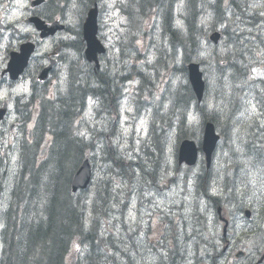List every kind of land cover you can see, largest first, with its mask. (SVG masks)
Listing matches in <instances>:
<instances>
[{"label":"rangeland","instance_id":"374dc122","mask_svg":"<svg viewBox=\"0 0 264 264\" xmlns=\"http://www.w3.org/2000/svg\"><path fill=\"white\" fill-rule=\"evenodd\" d=\"M5 1L0 5L2 21L23 35L31 34V29L23 22L28 17L26 0ZM195 2L205 6L201 51L198 59H193L200 63L205 81L204 97L197 109L195 98L188 99V78L187 72H183L182 52L172 51L168 40L162 36V14H141L136 2L131 5L130 1V14L126 16L120 9L125 0H104L101 5L97 36L107 52L100 60L102 67L97 75L100 83L90 84L91 88L98 87L100 98L95 101L87 97L84 113L72 125H67V131L83 138L86 144L83 154L90 160L93 176L81 200L87 201L88 206L97 201V209L105 213L102 223L107 231L108 253L119 264L130 263L122 255L115 256L116 249L133 255L140 264H257L264 253V223L260 221L254 231L248 232L245 229L250 219L242 215L245 208L240 209L245 205L264 206V190L246 191V183H240L237 172V160L245 163L237 143L247 141L246 149L252 156V152L258 151L252 141H264V132L257 138L255 135L260 130L245 129L244 138L239 140L240 118H236L244 110L246 118L253 122L255 106L250 98L260 95L263 99L264 96V0H224L219 8L214 6L215 0ZM185 5V0L172 2V19L181 31L184 29ZM81 9L79 4L65 17L64 24L73 31L82 24ZM224 17L232 19L229 26L223 22ZM214 31L222 35L216 45L208 39ZM70 37L58 35L41 43L35 57L50 51L60 39ZM76 39L77 35L72 41ZM174 40L177 47L179 42ZM82 49L78 46L77 53H63L68 60L78 62L81 82L84 77V62L79 58ZM157 51L161 53L160 58ZM65 80L66 67L59 66L46 85L50 95L64 99L57 105L60 110L71 85ZM178 98L183 104L179 105ZM174 102L176 105L169 110ZM76 103L77 111L81 103L79 98ZM96 103L102 109L118 105V116L114 113L106 121L95 120ZM180 115L189 137L182 138L185 134L180 132L184 129L178 127ZM206 120L213 121L220 136L210 167L206 168L204 155L200 152L195 166L178 165L180 143L190 139L200 147ZM261 125L264 126V121ZM32 127V141L28 143L21 140L17 128L5 134L13 136L15 146L11 139L4 141V145L10 143L12 146V159H15V150L19 153L20 143L32 150L37 148V154L46 149L44 143L50 136L39 135L42 123L34 118L28 124V129ZM92 127L104 133L95 134ZM5 128L7 130L8 125ZM90 142L95 144L89 146ZM8 149L9 146L4 148V153ZM109 154L114 155L116 162L120 159L123 167L113 164ZM41 159L42 165L51 164L49 152ZM229 162L237 166L231 172H225V164ZM4 163L10 164L11 159L7 156L1 162ZM261 166L260 182L264 183V160ZM242 172L239 169V173ZM203 189L211 197H206ZM97 194L100 199L95 198ZM217 206L223 208L231 223L230 235L226 238L223 224H218ZM256 220L259 221L257 217ZM3 248L0 239V255ZM163 250L169 257L166 262L162 259ZM238 251L244 253L241 258L236 257ZM252 252L257 258L252 257L249 261L245 258L248 257L246 253L253 255ZM84 256V249L75 244L65 261L85 264Z\"/></svg>","mask_w":264,"mask_h":264},{"label":"trees","instance_id":"16d2710c","mask_svg":"<svg viewBox=\"0 0 264 264\" xmlns=\"http://www.w3.org/2000/svg\"><path fill=\"white\" fill-rule=\"evenodd\" d=\"M130 1L131 5L136 2L141 14L149 15L151 12L162 14V36L168 40L172 51L182 52L184 63L198 59L201 51L200 40L204 36L202 33L204 5L198 4L195 0H185L184 29L181 31L172 19L173 0ZM223 1L217 0V3L221 4ZM227 24L229 26L230 22L228 21ZM177 35L180 39H175ZM173 40L179 42L177 47L174 46ZM157 53L160 58V51ZM82 72L84 77L81 86L77 89L74 87L68 93L71 97L66 105L67 113L73 111L78 98L81 99V107L78 111L80 115L85 108V98L88 95L100 96L98 87L91 88L90 84L94 82L90 79L85 64ZM183 72L185 73L184 68ZM186 89L188 99H191L189 87L186 86ZM63 100L54 98L42 102L41 106L38 102L36 106V111L41 107L37 116L38 122L42 123V131L39 135L41 137L50 135L52 139L49 148L51 162L49 166L37 161V148L33 151L26 146L21 147L19 157L14 162L11 157L14 151L5 154L0 146V220L4 223V252L0 256V264H68L65 257L75 244L84 249L85 264L111 262L119 264L115 261V257L108 253L107 234L102 226V212L97 210V203L87 206L88 202L81 200V195L74 196L69 192L70 179L80 159L83 158L86 144L83 138L70 135L67 131V125H72L76 117L57 118L56 110L60 109L57 105ZM177 101L179 105L183 104L181 98ZM178 127L184 129L180 130L184 134L189 132L184 125L182 115L178 118ZM94 144L88 143L89 146ZM31 154H33L32 160H30ZM7 156L11 159V163L1 164ZM108 156L113 164L123 167L120 159L116 162L113 154ZM202 193L208 196L206 189H203ZM95 198L100 199V194ZM88 214H90L89 218ZM116 250L115 256L122 255V258L128 259L130 264H140V260L138 261L133 255H128L121 249ZM168 258L167 251L163 250V262Z\"/></svg>","mask_w":264,"mask_h":264},{"label":"flooded vegetation","instance_id":"af4514ba","mask_svg":"<svg viewBox=\"0 0 264 264\" xmlns=\"http://www.w3.org/2000/svg\"><path fill=\"white\" fill-rule=\"evenodd\" d=\"M104 0H43V2L37 7H30L32 0H26L27 7L25 8L26 14L28 17L24 19V24L31 29V34L23 35L19 30L14 28L12 25H6L1 19L0 13V103L1 106L6 103L7 104V112L6 115L8 117L7 121H3L4 127L8 125L7 131H12L15 128L19 130L20 133H23L22 129L19 127V123L16 121L15 116L20 113L22 115H27L28 112L32 113L34 111V102H35V94H34V85L37 83L38 85L46 88L47 83L51 80L54 73L56 72L59 66L66 67V80L65 82H69L72 84L73 82L77 83L79 78L78 75V62L75 60H68L66 55H63L64 52H72L77 53V47L75 44L77 42H82V24L77 26L76 30H72L71 27L64 24L65 17L68 13L72 11V9L76 6L81 5V20L82 23L87 16L88 11L91 8H96L98 11V19L101 15V5ZM6 3L5 0H0V5ZM120 9L123 10L126 16L130 14V1L125 0L120 6ZM31 17H38L42 21H44L47 25H50L54 22L62 23L64 25V30L61 32H56L53 36H49L44 39L39 38V33L35 30V27L32 23H28L27 21ZM80 30H81V38H80ZM36 31V32H35ZM71 36L70 39H60L58 44L53 45L50 51L44 53V55L35 57L36 51L38 50L41 43L53 40L58 35ZM77 35V39H72ZM32 43L35 45L34 51L27 56L26 60H19L16 65L15 76H11L9 72H7L8 65L11 60V56L13 54H20L21 48L25 45ZM79 58L82 60V54H79ZM37 60V61H36ZM54 61V66L49 73L48 80L43 83H39L37 81L38 74L42 71L44 67H46L50 61ZM98 71H94L91 68V76L95 79V83H100L99 78L95 74ZM126 77V76H125ZM237 88H240L239 86ZM243 88V86L241 87ZM247 87H245L246 89ZM47 89V88H46ZM48 90V89H47ZM53 95L49 94V91L46 94V97H52ZM250 101L254 103L255 111H253L252 117L254 118L253 122L246 118L247 112L243 110L240 116H236L240 124L238 126L240 130L239 140L244 138L243 131L245 129H257L260 132L256 131L255 136L259 138L262 134V130H264V126L261 125L262 121H264V96L263 99L260 95H253L250 98ZM3 122L1 124H3ZM0 124V125H1ZM13 127H10V125ZM11 125V126H12ZM247 142V141H246ZM246 142L237 143L240 148V154L245 163L253 167L249 169L245 163H241L237 160L238 168L237 172L240 175V183H246V191H253L257 188H261L264 190V183L260 182V176L262 175L263 167L261 166V162L264 160V141L263 140H253V146L258 147L257 152H252L249 156V151L246 149ZM239 155V152H238ZM236 163L229 162L226 163V171L231 172ZM243 171L242 174L239 173ZM243 209L242 215L246 219H250V223L246 225V229L248 232L254 231L261 223H264V206H242L240 209ZM239 209V210H240ZM244 212H248V215L244 214ZM256 217L259 219L256 220ZM219 224V223H218ZM220 225V224H219ZM230 225L223 230V236L230 235ZM246 250V249H242ZM254 250V248H251ZM247 252V250H246ZM242 254H244L242 252ZM254 255V252H252ZM248 255L246 253L245 257L247 260L251 261L257 258L255 255ZM243 256V255H242ZM257 264H264V255L258 259Z\"/></svg>","mask_w":264,"mask_h":264},{"label":"water","instance_id":"95a60500","mask_svg":"<svg viewBox=\"0 0 264 264\" xmlns=\"http://www.w3.org/2000/svg\"><path fill=\"white\" fill-rule=\"evenodd\" d=\"M40 0H35L31 4L32 6L38 5ZM97 12L96 9H91L88 12V15L83 24V40L86 43V48L84 51L85 59L88 62H94L96 68H99L98 58L97 56L103 54L105 52V48L99 42L96 37L97 34V24H96ZM29 23H34L37 30L41 31L40 37L44 38L48 35H53L57 30H62L63 27L58 24L52 25L50 28H46L44 22L40 19L33 17L28 20ZM220 39V34L213 33L210 36V40L213 43H218ZM34 47L32 44H28L22 47V53L17 56L13 55L11 63L9 64L8 70L15 73L16 65L18 61L26 60L27 56L33 51ZM53 65V61L51 64L43 69V71L39 74L38 80L45 81L51 68ZM188 79L191 89L197 99V102L200 103L204 90V81L202 79V73L199 70V65L196 63H190L187 66ZM15 76V75H14ZM4 112L0 111V120L2 119ZM218 135L215 133L214 126L211 123H207L204 127L203 133V143L202 150L206 156L207 167L209 166L211 160V154L216 146L218 141ZM197 148L196 145L188 140H185L181 143L178 152V164L185 163L188 166L194 165L197 158ZM91 180V167L88 163V160H85L76 170L72 179H71V192L76 193L78 190H83L87 188L89 182Z\"/></svg>","mask_w":264,"mask_h":264},{"label":"snow or ice","instance_id":"6c2138e0","mask_svg":"<svg viewBox=\"0 0 264 264\" xmlns=\"http://www.w3.org/2000/svg\"><path fill=\"white\" fill-rule=\"evenodd\" d=\"M253 111H255V108L253 107Z\"/></svg>","mask_w":264,"mask_h":264},{"label":"bare ground","instance_id":"6f19581e","mask_svg":"<svg viewBox=\"0 0 264 264\" xmlns=\"http://www.w3.org/2000/svg\"><path fill=\"white\" fill-rule=\"evenodd\" d=\"M206 197H208L207 195H205ZM209 198V197H208Z\"/></svg>","mask_w":264,"mask_h":264}]
</instances>
